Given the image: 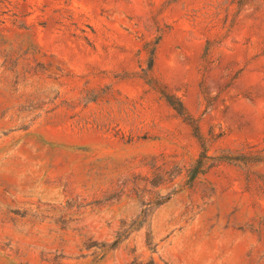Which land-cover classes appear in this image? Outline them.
Masks as SVG:
<instances>
[{
	"label": "rangeland",
	"instance_id": "374dc122",
	"mask_svg": "<svg viewBox=\"0 0 264 264\" xmlns=\"http://www.w3.org/2000/svg\"><path fill=\"white\" fill-rule=\"evenodd\" d=\"M259 156L264 0H0V264H264Z\"/></svg>",
	"mask_w": 264,
	"mask_h": 264
},
{
	"label": "trees",
	"instance_id": "16d2710c",
	"mask_svg": "<svg viewBox=\"0 0 264 264\" xmlns=\"http://www.w3.org/2000/svg\"><path fill=\"white\" fill-rule=\"evenodd\" d=\"M153 55H154V47L151 49V51L148 54V67L147 70L145 71V77L149 76V73L151 72L152 66H153ZM162 96L164 97V99L166 100V102L172 107L173 110H175L180 116L184 115V109L183 106L181 104V102L175 98L174 96H171L169 94H166L164 92H162ZM194 131L196 133V128L194 127ZM259 159H264V156H259ZM200 166V162H198V168ZM197 174V172H195L193 174V177Z\"/></svg>",
	"mask_w": 264,
	"mask_h": 264
}]
</instances>
